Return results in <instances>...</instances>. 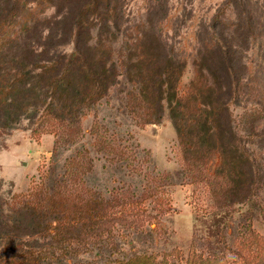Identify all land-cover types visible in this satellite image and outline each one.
<instances>
[{
	"label": "trees",
	"instance_id": "16d2710c",
	"mask_svg": "<svg viewBox=\"0 0 264 264\" xmlns=\"http://www.w3.org/2000/svg\"><path fill=\"white\" fill-rule=\"evenodd\" d=\"M129 1L0 0V139L23 121L40 122L56 137L57 156L61 147L81 140L85 114L123 79L131 87L126 106L140 126L160 124L166 109L180 103L185 111L175 123L182 156L180 184L194 188L195 220L206 229V236L195 239L204 244L194 240L186 256L172 250L162 256L118 257L108 264H264V238L254 229L253 211L238 224L231 243L225 228L235 207L264 191V158L251 148L264 149V86L252 78L248 61L255 43L264 55V30L259 28L264 18L246 10L249 0H227L234 20L225 23L216 15L202 27L198 61L210 81L206 92L213 96L211 108L202 110L195 100L180 95L186 65L174 58L172 46L158 31L169 15L168 0L149 1V30L139 31L135 44L129 43ZM49 8L55 13L44 16ZM70 45L72 50L65 51ZM233 107L243 109L239 120ZM93 134L102 139L97 153L143 176V194L102 198L87 186L94 159L81 149L61 167L51 165L32 190L13 197L12 214L0 220V235L31 236L56 225L59 241H79L83 247L92 234L103 239L105 231L119 225L143 230L166 212L161 208L164 211L153 214L145 204L162 200L164 189L174 185L172 175L146 170L152 163L150 154L138 145H124L103 125H95ZM138 155L141 166L134 164ZM260 211L264 214V208Z\"/></svg>",
	"mask_w": 264,
	"mask_h": 264
},
{
	"label": "rangeland",
	"instance_id": "374dc122",
	"mask_svg": "<svg viewBox=\"0 0 264 264\" xmlns=\"http://www.w3.org/2000/svg\"><path fill=\"white\" fill-rule=\"evenodd\" d=\"M149 1L128 2L126 19L133 37L129 40L130 44L136 43L135 36L143 28L149 30L145 29L148 26L146 17ZM249 1L246 10L264 18V0ZM226 2L227 0H168V18L161 21L158 29L172 46L174 58L182 60L186 65L179 85L180 95L191 102L195 100L202 110L211 108L213 96L206 92L210 81L198 61V33L203 26L210 25L216 15L224 17L225 23L234 20L235 13L230 6L225 5ZM44 12V16L49 17L55 10L49 8ZM259 28L264 30V19ZM260 49L259 43L253 44L248 53V61L254 70L252 78L264 86V55ZM64 50L70 52L72 46H67ZM130 89L124 79L120 85L111 88L107 97L81 120V140L74 146L61 147L57 156L54 154L56 137L46 133L40 122L31 124L23 121L11 135L0 139V220L3 219V214H12L15 195L32 190L51 165L61 167L67 158L81 149L88 150L94 159V170L86 177L89 188L106 200H110L115 193L130 196V192H133L140 197L147 187L143 176L128 171L122 164L110 163L103 154L97 153L96 146L100 145L102 139L96 134L92 135V129L98 124L106 127L124 145L132 149L138 145L140 149L147 151L152 163L149 168H145L146 165L143 168L151 172L155 170L156 174L172 175L174 185L164 189L162 200L155 203L150 200L145 204L153 214L163 209L166 212H162L159 219L147 223L143 230L136 231L119 225L115 231L113 227L105 231L103 239L97 233L92 234L93 238L85 241L83 247L79 241H59L61 236L58 237L56 225L48 232H35L31 236L25 232L7 237L0 235V264H108L118 257L136 254L162 256L172 250L186 256L194 240H197V244H204L200 238L195 239L196 236H206V229L195 220L196 212L192 205L194 188L180 184L182 156L175 123L184 117L183 106L178 103L173 110L166 109L165 117L158 125L140 126L126 106ZM232 109L239 120L243 109ZM99 133L104 136L102 130ZM251 148L259 157L264 158V149L255 145ZM138 157L134 164L140 163L141 166V162H138L140 155ZM218 164L217 158L213 163V170ZM165 203L166 207L162 206ZM261 208H264V191L248 204L235 207L225 224V228H228L226 240L229 243L233 241L238 224L246 219L250 210L254 212L251 219L254 229L264 238V214L260 211ZM106 219L108 221L110 218ZM211 242L218 246L216 239H211ZM256 246L257 244L255 248ZM260 256L264 258V250Z\"/></svg>",
	"mask_w": 264,
	"mask_h": 264
}]
</instances>
